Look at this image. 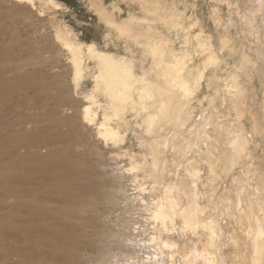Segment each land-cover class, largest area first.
I'll list each match as a JSON object with an SVG mask.
<instances>
[{
  "label": "rangeland",
  "instance_id": "obj_1",
  "mask_svg": "<svg viewBox=\"0 0 264 264\" xmlns=\"http://www.w3.org/2000/svg\"><path fill=\"white\" fill-rule=\"evenodd\" d=\"M154 1L49 0L42 13L33 9V23L25 27L15 25L20 28L17 30L19 40L13 45L10 46V40L16 27L0 30V69L4 75L17 74L38 80H28L22 92L13 93L6 101L1 99L4 116L0 120V264H128L125 251L98 252L92 246L94 239L91 235L99 232L113 235L114 242L125 250L128 240L137 242L130 234L141 232L143 240L140 246H136L140 257L131 261L150 264L153 246L148 243L150 231H147L142 211L133 206L132 198L137 192L129 155L148 150V146L141 143L148 137L134 119L118 145L107 144L98 138L93 128L76 129L72 121L80 115L79 104L85 100L82 92L89 91L94 81L87 75L76 90L68 66L69 52L57 40L56 31L59 26H64V29L71 30V36L76 34L83 43H97L100 49L125 54L126 42L107 22L106 14L119 22L132 14L143 17L147 13L142 3L152 4ZM157 1L167 10L173 8L181 13L192 35L202 29L203 36L210 37L223 59L218 66L222 79H215L208 86L211 69L206 71L203 83L186 105L188 120L183 132H179L188 135L192 129H204L200 145L204 168L203 183L199 184V201L205 207L208 203L206 193L214 194L221 207L228 264H248L249 252L243 227L225 212L221 203L226 196H234V184L238 178L244 180L243 169L251 158L243 154L240 164L231 173L212 172L210 162L216 161L221 149L226 148V134L222 130H237L243 125L249 139L247 153L257 164L255 180L259 175L264 177V130L258 132L256 129L257 125L264 129V9H259L262 0ZM250 9L255 13L252 24ZM39 25L36 33L34 28ZM154 25L162 33H172L174 38L177 37V31H170L166 23L157 20ZM184 34L185 31H181L179 37ZM226 38L232 49L226 47ZM176 40L179 48L180 38ZM43 46H52L51 52L45 51ZM135 50L136 58L140 59L139 48L135 47ZM194 56L195 61L200 62V55ZM244 58H250L252 62L245 63ZM57 70L66 75L67 85L62 88L51 84L44 90L43 81L52 79ZM232 72H240L239 81L246 91L240 106L243 124L236 121V107L224 91V78ZM216 88H219L220 95ZM62 94L69 96L66 104L59 101ZM17 120L23 121L24 126L21 127ZM82 136L89 144H84L86 142L79 138ZM209 142L213 144L209 146ZM63 151L71 166L57 163L54 156ZM167 153L173 168L183 175V149L170 148ZM190 155L193 154L190 152ZM81 164L91 170L81 173ZM114 179L118 184L115 189L117 197L110 202L101 192L113 189ZM154 183V179L146 180L145 196L148 200L154 197ZM258 200L264 207V188ZM98 201L102 204L99 215L93 205ZM209 214L206 211L205 217L208 218ZM123 233H128L127 237ZM181 243L185 244V240L182 239Z\"/></svg>",
  "mask_w": 264,
  "mask_h": 264
},
{
  "label": "bare ground",
  "instance_id": "obj_2",
  "mask_svg": "<svg viewBox=\"0 0 264 264\" xmlns=\"http://www.w3.org/2000/svg\"><path fill=\"white\" fill-rule=\"evenodd\" d=\"M47 1L49 0H0V30L16 24L25 27L28 23H33L35 15L33 9L42 13ZM142 5L147 13L143 17L132 14L127 20L119 22L106 14L107 22L116 28L118 37L126 42L123 50L125 54H120L121 51L116 50H103V47L100 49L97 43H83L78 40L76 34L74 37L71 36V30L64 29V26L57 28V40L61 42L64 50L69 52L68 66L76 90L85 76H91L93 78L91 80L94 81L89 91L82 92L85 100L80 101V115L73 119L72 123L78 131L79 128H93L98 138L114 145L123 141L124 132L130 128L132 119L141 128L143 127L148 140L141 143L147 145L148 150L140 154L129 153V155L130 170L134 176L137 192L132 198L133 206L142 211L141 215L145 219L147 231H150L148 243L153 246L150 264H228L224 249L220 204L212 193H206L208 203L205 207L201 205V200L199 201L201 197H199V184L203 183L204 168L201 154L203 149L200 145L204 137V129H192L190 134H186L187 136L179 132H183L188 120L185 113L186 105L203 83L207 76L206 71L211 69L208 86L213 80L222 79L218 66L223 59L214 48L210 37L203 36L202 29L194 35L188 32L189 27L182 19L183 15L177 10L173 8L167 10L157 0L152 4L146 2ZM259 9L263 11L264 0L261 1ZM249 13L252 24L255 13L251 9ZM218 19L220 20L221 17L218 16ZM157 20L166 23L169 30L177 31V37L174 38L172 33H162L154 25ZM17 26L10 40V46L19 40L17 30L20 28ZM39 27L40 25L34 28L36 33L39 32ZM181 31H185L183 37H179ZM178 38L181 43L179 48L176 46ZM228 41V38L224 41L226 47L231 48ZM51 47L43 46L47 52ZM135 47L141 52L140 59L136 58ZM196 54L200 55V62L195 61ZM243 60L245 63L252 62L250 58ZM239 74L240 72H232L229 77L224 78V91L236 107V121L243 124L241 121L243 111L240 106L246 91L240 84ZM28 80L38 82L17 74L5 76L0 69V120L4 116L1 99L6 101L13 93L22 92ZM43 83L44 90H47L51 84L64 88L67 85L66 75L57 70L52 79H46ZM216 91L220 95L219 88H216ZM68 100L69 96L66 94L59 96L62 104H66ZM130 115L133 118H130ZM209 119L210 117L208 118L210 122ZM17 123L21 127L24 126L21 120H17ZM238 128L237 130L221 129L226 134V148L221 149L220 157L217 156L216 161H209L210 168L216 173L219 171L231 173L240 164L243 154L251 158L248 166L243 169L244 180L238 178L234 184V196H226L223 199L224 204L223 202L221 204L224 205L225 212L243 227L245 246L249 252L248 264H264V207L258 200L264 188V177L259 175L260 177L255 180L257 164L254 163L252 155L247 153L249 139L244 126L240 125ZM256 129L258 132L264 130L258 125ZM24 130L27 134L26 129ZM79 138L88 141L84 136ZM211 144L213 143L209 146ZM170 148L183 149L185 155L183 175H180L170 163L167 153ZM210 149L211 147L208 152ZM190 152L192 156H189ZM54 157L57 163L69 166L70 160L64 151ZM80 170L81 173H86L91 169L81 164ZM158 177L161 178L158 180ZM147 179H154L155 182L152 188L154 197L151 200L145 196ZM138 184L141 188L137 186ZM117 185V180H112L113 189L105 190L101 195L113 202L117 197L115 192ZM93 205L99 215L102 211L101 202H94ZM206 211L210 212L208 218L205 217ZM96 235H91L94 239L92 246L98 252L115 249L125 251L128 264H134L131 260L136 261L140 257L136 246L143 240L140 236L141 232L136 235L130 234L135 236L137 242L127 238L129 242L125 247L126 250L119 243L114 242L115 239L110 233L99 232ZM122 235L127 237L128 233ZM182 239L185 240V244L181 243Z\"/></svg>",
  "mask_w": 264,
  "mask_h": 264
}]
</instances>
